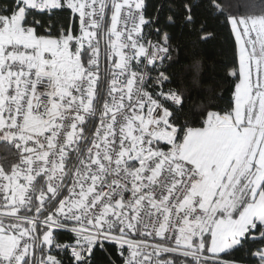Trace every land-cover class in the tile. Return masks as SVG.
Masks as SVG:
<instances>
[{"label": "snow or ice", "instance_id": "obj_1", "mask_svg": "<svg viewBox=\"0 0 264 264\" xmlns=\"http://www.w3.org/2000/svg\"><path fill=\"white\" fill-rule=\"evenodd\" d=\"M243 4L0 0V264H264V0Z\"/></svg>", "mask_w": 264, "mask_h": 264}, {"label": "trees", "instance_id": "obj_2", "mask_svg": "<svg viewBox=\"0 0 264 264\" xmlns=\"http://www.w3.org/2000/svg\"><path fill=\"white\" fill-rule=\"evenodd\" d=\"M233 4L240 8L241 12H246L247 9L244 7L243 0H232ZM253 3H258V0H252ZM236 9L234 8L233 11ZM215 28L218 35L217 38L210 42L207 45L203 46V49L207 52V54L212 55L213 58L218 63H225L232 59V53H233V42L231 39H226L227 33L224 31V29L219 25L213 23L211 25ZM199 50V49H198ZM192 49H188L185 54L181 58V65H185L188 61V57L191 53ZM178 70H180L178 68ZM225 95L228 96L229 93L226 91ZM101 264H103V258H101Z\"/></svg>", "mask_w": 264, "mask_h": 264}]
</instances>
